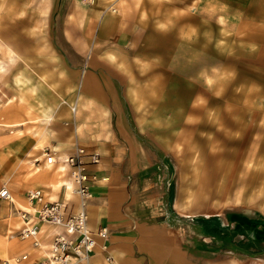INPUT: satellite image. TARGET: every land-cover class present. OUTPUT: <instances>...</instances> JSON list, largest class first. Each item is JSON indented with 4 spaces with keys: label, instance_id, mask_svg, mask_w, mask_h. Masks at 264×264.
I'll return each mask as SVG.
<instances>
[{
    "label": "crops",
    "instance_id": "obj_1",
    "mask_svg": "<svg viewBox=\"0 0 264 264\" xmlns=\"http://www.w3.org/2000/svg\"><path fill=\"white\" fill-rule=\"evenodd\" d=\"M175 10L199 21L205 20L207 10L245 23L264 20V0H0V37L54 38L50 48L28 43L26 48H17L8 41L13 55H20L10 68L34 71L23 73L24 89L11 93L12 102L4 110L7 118L23 120H11L8 126H22L18 134L0 139V188L5 186L11 195V200L0 201V259L9 264H17L13 258L22 254L26 258L18 264L44 259V250L18 237L22 225L18 210L32 211L26 195L33 188H40L47 200L68 199L77 208L62 159L80 146L98 152L100 158L86 169L91 192L86 204L88 226L93 231L106 227L108 232L105 240L97 238L87 264L237 263L239 257L233 254L213 258L215 254L203 241L168 220V195L162 183L147 174L150 151L136 139L128 121L129 98L122 86L125 70L132 66L126 57L142 54L145 38L156 35L158 23L168 22ZM58 38L65 39L67 50ZM46 55L68 62L66 67L79 76L71 83L75 92L64 100L65 105L61 102L65 96L56 92L54 73L38 70L42 67L38 62ZM63 117L68 124H61ZM34 119L43 124L23 125ZM46 149L54 152L56 162L45 161ZM207 181L210 178L205 174L203 190ZM48 231L54 228L43 225L42 238ZM102 243L106 250L101 249Z\"/></svg>",
    "mask_w": 264,
    "mask_h": 264
},
{
    "label": "rangeland",
    "instance_id": "obj_2",
    "mask_svg": "<svg viewBox=\"0 0 264 264\" xmlns=\"http://www.w3.org/2000/svg\"><path fill=\"white\" fill-rule=\"evenodd\" d=\"M190 16L175 10L158 23L156 35L145 38L142 54L126 57L132 66L122 86L128 121L150 151L147 174L168 195V220L203 241L213 258L233 254L236 264H264V20H229L211 10L203 21ZM53 40L0 37V139L22 127L8 126L23 118L9 119L4 110L11 93L24 89L23 73L34 71L10 68L20 55H13L8 41L17 48H50ZM55 40L67 50L64 38ZM40 60L38 70L54 73L65 105L79 76L62 59ZM37 119L23 125H42ZM61 122L68 124L64 117ZM205 174L210 181L203 190Z\"/></svg>",
    "mask_w": 264,
    "mask_h": 264
},
{
    "label": "built area",
    "instance_id": "obj_3",
    "mask_svg": "<svg viewBox=\"0 0 264 264\" xmlns=\"http://www.w3.org/2000/svg\"><path fill=\"white\" fill-rule=\"evenodd\" d=\"M74 109V108H73ZM47 163L56 162V157L52 150L46 149L44 152ZM98 152H88L80 146H75L73 151L62 159L65 164L72 190L77 196V208L68 203V199L47 200L40 188H33L27 191V200L32 205V211L28 209L18 210L22 220V225L17 231L21 239H30L32 246L44 250L45 257L39 262L31 264H78L88 260L97 246V238L105 240L108 236L107 228L101 227L93 231L88 226L86 204L91 196L88 184L86 169L99 163ZM65 189L68 185L65 184ZM11 200V195L5 186L0 188V201ZM50 226L54 231L45 233L44 242L42 238V226ZM105 243L101 244V249L106 250ZM26 258V254L13 258L15 263H20ZM107 261H111L109 255L105 256ZM0 264H9L8 260L0 259Z\"/></svg>",
    "mask_w": 264,
    "mask_h": 264
},
{
    "label": "bare ground",
    "instance_id": "obj_4",
    "mask_svg": "<svg viewBox=\"0 0 264 264\" xmlns=\"http://www.w3.org/2000/svg\"><path fill=\"white\" fill-rule=\"evenodd\" d=\"M68 188H69V186H68ZM71 192H72V194H74V191L72 190V182H71Z\"/></svg>",
    "mask_w": 264,
    "mask_h": 264
}]
</instances>
